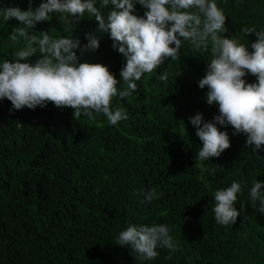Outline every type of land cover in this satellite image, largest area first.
<instances>
[{"label": "trees", "instance_id": "16d2710c", "mask_svg": "<svg viewBox=\"0 0 264 264\" xmlns=\"http://www.w3.org/2000/svg\"><path fill=\"white\" fill-rule=\"evenodd\" d=\"M41 2L31 0L33 7ZM217 3L228 29L221 35L235 36L253 51L256 35L241 29L264 31V0ZM13 6L27 10L29 0H0V9ZM145 11L135 4L134 14L143 17ZM14 26L20 22L4 21L0 11V63L22 46L8 39ZM97 27L87 14L72 25L53 15L34 31L74 36L83 47ZM96 34L100 47L77 50L80 62L104 64L122 87L126 60L110 34ZM179 55L136 81L127 98H113V109L128 114L117 125L103 114L74 120L71 108L48 103L16 110L0 99V264H264V214L249 199L253 182L264 183V146L255 152L245 134L218 125L231 147L196 165L202 142L189 118L203 113L213 121L219 114L218 106L206 102L208 89L199 87L211 53L193 52L184 42ZM164 71L166 82L157 78ZM244 79L257 82L250 73ZM233 181L242 187L234 205L241 215L225 226L215 220L214 192ZM151 188L158 198L142 203ZM129 224L167 225L177 250L158 246L155 259L141 261L131 246L116 244Z\"/></svg>", "mask_w": 264, "mask_h": 264}, {"label": "clouds", "instance_id": "9594fccd", "mask_svg": "<svg viewBox=\"0 0 264 264\" xmlns=\"http://www.w3.org/2000/svg\"><path fill=\"white\" fill-rule=\"evenodd\" d=\"M136 3L146 9L143 17L134 14ZM109 8L105 15L104 10ZM0 11L4 21L20 22L8 39L14 46H22L10 60L0 63V99L7 98L14 109H35L52 103L58 108L73 109L74 120L82 116L95 120L96 114H103L110 125H117L127 120L128 114L123 108L113 109V98L130 96L137 89L136 81L153 73L166 59L179 60V51L187 42L193 52L211 53L199 87L208 89L206 102L218 106L219 111L213 121H206L203 113L189 118L202 142L196 165L219 157L231 147L228 132L221 131L218 125H231L234 134H245L247 145L254 146L255 152L264 146V31L254 27L241 29L247 36L254 33L257 37L250 45L251 52L237 37L221 35L228 29L217 0H42L38 7L29 0L27 10L13 6ZM86 14L95 18L98 27L86 34L88 43L83 47L74 36L54 38L49 31H34L38 23L49 21L53 15L61 25H72ZM96 33L110 34L113 48L126 60L121 69L122 87H117L116 77L104 64L80 62L77 50L84 53L100 47ZM37 53L35 63L28 62ZM249 73L257 82L244 79ZM157 78L166 82L169 73L164 71ZM214 172L212 169L210 174ZM241 191V183L233 181L214 192L217 223H236L241 212L234 205ZM143 196L142 203L158 198L155 188ZM249 199L253 208L264 214V183L253 182ZM116 244L131 246L141 261L155 259L158 246L172 252L178 248L164 224H129L117 236Z\"/></svg>", "mask_w": 264, "mask_h": 264}]
</instances>
